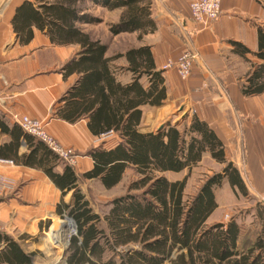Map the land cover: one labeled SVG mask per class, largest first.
<instances>
[{
    "label": "trees",
    "instance_id": "obj_1",
    "mask_svg": "<svg viewBox=\"0 0 264 264\" xmlns=\"http://www.w3.org/2000/svg\"><path fill=\"white\" fill-rule=\"evenodd\" d=\"M89 3L109 11L122 10L119 22L110 27L113 36L140 32L142 38L158 29L153 0H28L16 9L13 20L21 43L32 39L35 26L57 44H81L82 51L63 68L66 75L78 73L81 77L60 99L63 106L58 114L71 123L87 117L89 130L95 136H112L116 140L111 148L104 141L90 151L94 168L81 177L68 164L62 174H56L54 167L45 170L63 195L75 190L73 203L64 204L63 210L57 212L59 217L71 218L76 226L68 264H264L261 203L256 201L254 231L247 233L243 243L244 227L237 219L207 225L218 207L215 191L225 178L247 195L239 170L227 158L223 141L197 116L190 125L169 122L158 132H140V107H161L167 100L164 70H156L151 47L132 48L125 57L135 77L129 85L119 83L111 63L123 55L106 57L108 46L92 41L79 27L101 23L88 13ZM258 38L257 52L232 41L235 53L245 59L252 54L258 61L251 63L252 70L241 86L245 97L264 93L262 27ZM146 77L150 86L145 89L140 81ZM3 133L10 135L13 142L0 149L1 159L13 152L14 145L18 149L23 140L27 146H35L24 164L42 167L51 158L59 160L48 145L18 124L9 129L7 122L0 121V136ZM39 150L45 154L36 160ZM206 152L224 165L223 171L209 176L192 198H186L187 178L173 182L163 174L191 170ZM128 167L138 177L128 185L125 195L106 203L103 211L98 212L77 188L81 180L94 178L100 179L104 187L113 188ZM0 242L4 244L0 264H35V254L26 253L10 236L0 232Z\"/></svg>",
    "mask_w": 264,
    "mask_h": 264
},
{
    "label": "crops",
    "instance_id": "obj_2",
    "mask_svg": "<svg viewBox=\"0 0 264 264\" xmlns=\"http://www.w3.org/2000/svg\"><path fill=\"white\" fill-rule=\"evenodd\" d=\"M26 1L28 0H0V121L7 122L9 129L15 125L13 115L30 117L42 122L45 131L55 138L59 145L78 153L77 164L71 167L81 177L94 168V159L89 155L90 151L101 146L104 141L107 142L106 146L111 148L116 140L114 141L112 136L104 138L95 136L89 130L90 119L87 117L71 123L59 116L60 107L63 106L59 102L60 99L81 77L78 73L66 75L63 68L78 56L82 46L79 43L57 44L51 40L47 32H42L35 26L32 27V39L28 43H21L14 31L13 20L16 9ZM191 1L153 0L152 12L157 22V31L139 38L140 32L113 36L110 30L108 34L114 42L120 37L135 36L131 45L121 49L113 50L111 43L92 36V31L96 27H101L103 22L79 27L85 34H89L92 41H100L108 46L106 57L123 55L111 63L116 79L122 85L131 84L135 77L134 73L129 71L125 54L132 48L151 47L156 70H164L167 100L161 107L150 105L140 107L143 114L140 132L144 134L158 132L167 122H162L153 129L148 127L151 122L161 118L165 107L175 108L178 103L186 105L188 118L176 124L190 125L194 116L207 122L217 137L223 141L228 160L239 170L246 186L245 196L260 199L264 194V93L254 97L243 95L241 87L243 81L252 70L251 63L258 61L252 54H248L245 59L235 53L232 41L243 44L252 52H257L259 29L264 28L263 5L259 0H222V14L216 22L207 27L196 25L191 20ZM101 10L119 13L113 23L119 22L122 10L109 11L89 3L88 13L94 15V12ZM189 49L195 50L200 58L193 64L189 79L183 81L176 68L164 67L168 61L178 59ZM140 82L145 89L150 86L147 77ZM166 103L170 104L166 106ZM12 142V137L3 133L0 136V149ZM36 142L37 140L34 141ZM18 146L16 149L14 145L12 153L2 157L4 159L0 158L15 161L14 165L0 163V175L13 182V187L0 197V224L4 226V230L0 232L10 236L23 247L19 238L30 229L38 228L40 222L45 221L47 217L58 216L57 212L63 210L64 204L71 205L75 190L63 195V191L45 172L47 168L54 167L56 174H62L67 166L62 159L56 161L51 158L42 167L28 166L24 161L35 146L31 148L23 140ZM44 154L45 151L39 150L36 160L44 157ZM206 159L220 167L216 173L223 171L224 165L216 162L209 152L203 154V159L193 165L191 170L201 166ZM127 171L133 172V179L138 177L134 169L128 167L120 183L113 188L104 187L97 178L81 180L77 188L92 202L89 190L93 185H98L105 192L113 191L123 184ZM189 171L185 169L182 172H167L163 175L170 181L177 182L185 179ZM180 173H185V176L175 180L169 178V175ZM214 174L215 172H210L206 179ZM223 187L235 193L240 191L237 187L234 188L227 178L223 180L222 186L215 191L218 207L209 217L207 225L227 223L224 220L227 215L223 216L219 212L223 208L219 198ZM126 192L111 197L106 203L125 195ZM3 247L4 244L0 242V252ZM25 251L30 254L26 249ZM33 261L39 264L36 257Z\"/></svg>",
    "mask_w": 264,
    "mask_h": 264
},
{
    "label": "rangeland",
    "instance_id": "obj_3",
    "mask_svg": "<svg viewBox=\"0 0 264 264\" xmlns=\"http://www.w3.org/2000/svg\"><path fill=\"white\" fill-rule=\"evenodd\" d=\"M259 1H261L264 9V0ZM94 16L99 18L101 20V23L103 22L101 27H96V29L92 31L91 34L94 38L99 39L100 41L104 40L107 43H111L113 50L124 48L126 47V45H131L135 37L133 35L120 37L118 41L114 42L108 34V32L111 30V28L109 29V26L111 27L115 25L113 22L119 16V13H109L106 10H101L97 13L94 12ZM168 104L170 103H166L165 105L167 106ZM187 109L188 108L186 107V105H182L179 103L175 108L167 106L164 108V112L161 118L157 121L151 122L150 127L148 128L153 129L159 124H162V122H170L172 125H175L176 122L183 120V117L188 114ZM151 119L152 116L150 117V120ZM72 151L74 159L78 160V153L74 152V150ZM219 168L220 167L213 161L206 159V161L201 166L195 167L193 170H190L189 173L187 172V176L185 177L187 178V188L185 192L187 198H192V196L195 195L199 188L203 185L206 176L210 174V172H218ZM184 174L185 173L169 175V178L171 180L183 178L185 176ZM133 177V172L127 171L123 184L120 185L119 188L110 192L103 191V189L96 184L93 185L92 189L89 190V195L90 200L93 202L96 210L98 212L105 210L104 205L106 204V201L111 199V197L113 196L124 194L128 187V183L134 180ZM219 198L223 206L222 210L219 212L221 213V215L223 214V216H229H226L224 220H226V222H229L230 220L235 218L239 221V223L243 225V243L247 238V233L254 231L255 226L253 225V218L254 214L256 213V201L261 203L260 199L247 198L240 191L235 193L229 188L226 189V187L221 188ZM63 224L68 227V232L63 237V239L59 240L58 238H56L57 234L54 230L57 226ZM74 225V222L69 217H59L57 215H51L49 216V218L47 217L45 221L40 222L38 228L30 229L28 231L29 234L25 233V235H22L19 238V242L21 241L23 247L27 251H29L30 254H35L34 257L37 258L39 264H68L67 258L69 252L65 256L66 261L63 262L62 260L65 248L70 246L72 237L76 235ZM2 230H4V226L0 224V231Z\"/></svg>",
    "mask_w": 264,
    "mask_h": 264
},
{
    "label": "built area",
    "instance_id": "obj_4",
    "mask_svg": "<svg viewBox=\"0 0 264 264\" xmlns=\"http://www.w3.org/2000/svg\"><path fill=\"white\" fill-rule=\"evenodd\" d=\"M191 20L199 26H211L222 14V0H192L190 2ZM200 58V55L195 50H186L176 60H170L165 65V69L178 70L180 78L185 81L189 79L192 73V66ZM12 120L18 124L23 131L29 135H34L41 141L48 145L54 151L59 159L67 162L70 166H76L77 160L74 159L73 151L59 145L55 138H53L47 131L45 125L34 118L13 115ZM1 164L14 165V161L0 160ZM13 187V182L6 176L0 175V197L4 196ZM260 202L264 206V194L260 198ZM229 217V216H227ZM73 221V220H72ZM77 233V232H76Z\"/></svg>",
    "mask_w": 264,
    "mask_h": 264
},
{
    "label": "bare ground",
    "instance_id": "obj_5",
    "mask_svg": "<svg viewBox=\"0 0 264 264\" xmlns=\"http://www.w3.org/2000/svg\"><path fill=\"white\" fill-rule=\"evenodd\" d=\"M68 227L66 225H59L55 228V232H56V238H58L59 240L63 239V237L67 234Z\"/></svg>",
    "mask_w": 264,
    "mask_h": 264
},
{
    "label": "water",
    "instance_id": "obj_6",
    "mask_svg": "<svg viewBox=\"0 0 264 264\" xmlns=\"http://www.w3.org/2000/svg\"><path fill=\"white\" fill-rule=\"evenodd\" d=\"M184 108V107H183ZM188 118V114L187 115H185L184 117H183V119L185 120V119H187ZM75 224V223H74ZM75 226V225H74ZM75 229H76V226H75ZM69 249H70V246H68L67 248H65V250H64V254H63V262L64 261H66L65 260V256L68 254V252H69Z\"/></svg>",
    "mask_w": 264,
    "mask_h": 264
}]
</instances>
